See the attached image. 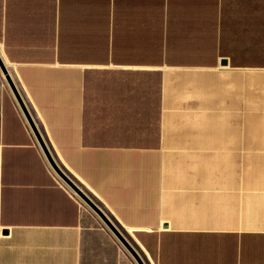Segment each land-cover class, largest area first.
<instances>
[{
  "label": "crops",
  "instance_id": "1",
  "mask_svg": "<svg viewBox=\"0 0 264 264\" xmlns=\"http://www.w3.org/2000/svg\"><path fill=\"white\" fill-rule=\"evenodd\" d=\"M0 45L146 264H264V0H0ZM0 264H139L1 68Z\"/></svg>",
  "mask_w": 264,
  "mask_h": 264
},
{
  "label": "water",
  "instance_id": "2",
  "mask_svg": "<svg viewBox=\"0 0 264 264\" xmlns=\"http://www.w3.org/2000/svg\"><path fill=\"white\" fill-rule=\"evenodd\" d=\"M0 68L2 70V72L5 74L10 86L12 87V90L14 91V94L16 95L18 101L20 102L30 124L32 125L34 131L36 132L43 148L44 151L46 152L50 162L52 163V165L55 167V169L57 170V172L66 180L68 181L71 186L78 191V193L85 199L88 201V203L101 215V217L107 222V224L113 229V231L118 235V237L121 239V241L125 244V246L129 249V251L132 253V255L134 256V258L136 259V261L139 264H146V262L144 261V259L142 258V256L140 255V253L122 236V234L115 228V226L108 220V218L105 216V214L100 210V208L94 204L81 190H79V188L63 173V171L57 166L56 162L54 161L52 155L50 154L46 144L44 143L40 133L38 132L36 125L10 75V72L2 58V56L0 55Z\"/></svg>",
  "mask_w": 264,
  "mask_h": 264
},
{
  "label": "rangeland",
  "instance_id": "3",
  "mask_svg": "<svg viewBox=\"0 0 264 264\" xmlns=\"http://www.w3.org/2000/svg\"><path fill=\"white\" fill-rule=\"evenodd\" d=\"M253 156H258V155H263L264 150H252ZM247 160V159H246ZM251 160H252V156H251ZM257 160H263V159H257Z\"/></svg>",
  "mask_w": 264,
  "mask_h": 264
},
{
  "label": "bare ground",
  "instance_id": "4",
  "mask_svg": "<svg viewBox=\"0 0 264 264\" xmlns=\"http://www.w3.org/2000/svg\"><path fill=\"white\" fill-rule=\"evenodd\" d=\"M0 55L3 56L2 47L0 45Z\"/></svg>",
  "mask_w": 264,
  "mask_h": 264
}]
</instances>
